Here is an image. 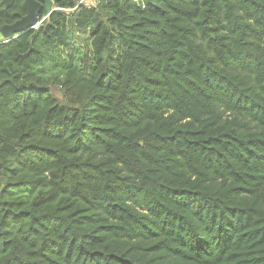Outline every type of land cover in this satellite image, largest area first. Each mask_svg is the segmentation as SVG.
Listing matches in <instances>:
<instances>
[{"label":"trees","instance_id":"trees-1","mask_svg":"<svg viewBox=\"0 0 264 264\" xmlns=\"http://www.w3.org/2000/svg\"><path fill=\"white\" fill-rule=\"evenodd\" d=\"M53 1L0 43V264H264V0Z\"/></svg>","mask_w":264,"mask_h":264},{"label":"water","instance_id":"water-1","mask_svg":"<svg viewBox=\"0 0 264 264\" xmlns=\"http://www.w3.org/2000/svg\"><path fill=\"white\" fill-rule=\"evenodd\" d=\"M5 8H9L15 0H1ZM23 7L26 14L14 22L13 24H6L0 28V43L18 36V34L27 31L31 28H37L40 24V14L44 8L50 13L54 11L55 5L53 0H24ZM1 175V162H0Z\"/></svg>","mask_w":264,"mask_h":264},{"label":"rangeland","instance_id":"rangeland-1","mask_svg":"<svg viewBox=\"0 0 264 264\" xmlns=\"http://www.w3.org/2000/svg\"><path fill=\"white\" fill-rule=\"evenodd\" d=\"M87 4L92 5L93 0H85ZM71 32V42L72 46L64 51V55L67 59H70V56H73L74 61L79 65H84L90 62L91 55V39L88 31L77 30L74 27H70ZM54 93L62 97V91L60 86L53 87Z\"/></svg>","mask_w":264,"mask_h":264},{"label":"built area","instance_id":"built-area-1","mask_svg":"<svg viewBox=\"0 0 264 264\" xmlns=\"http://www.w3.org/2000/svg\"><path fill=\"white\" fill-rule=\"evenodd\" d=\"M85 0H80V2H84Z\"/></svg>","mask_w":264,"mask_h":264}]
</instances>
